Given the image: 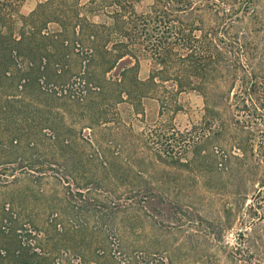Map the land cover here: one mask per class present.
<instances>
[{"label": "rangeland", "instance_id": "1", "mask_svg": "<svg viewBox=\"0 0 264 264\" xmlns=\"http://www.w3.org/2000/svg\"><path fill=\"white\" fill-rule=\"evenodd\" d=\"M37 2L26 0L19 14ZM151 3L136 0L134 9ZM249 8L254 26L238 21L233 36L247 44L248 70L264 83V0ZM95 56L71 42L44 69L16 59L15 77L0 81V264H20L16 257L31 250L48 254V264H264V84L257 120L219 112L225 139L250 134L254 145L250 163L225 161L223 153L237 150L203 141L219 127L201 125L196 92L162 99L163 109L147 98L138 111L107 105L97 90L81 99L72 78ZM150 64L139 57V80ZM243 118L250 122L234 123Z\"/></svg>", "mask_w": 264, "mask_h": 264}, {"label": "trees", "instance_id": "2", "mask_svg": "<svg viewBox=\"0 0 264 264\" xmlns=\"http://www.w3.org/2000/svg\"><path fill=\"white\" fill-rule=\"evenodd\" d=\"M25 1L0 0V81L15 77L18 58L37 59L44 69L49 57H56L69 43L81 41L96 52L95 63L92 65L91 59L72 78L81 99L88 91L97 90L108 97L107 105L129 102L138 111L147 98L157 99L163 109L164 99L196 92L204 105L201 125L206 129L219 127V132L207 134L203 141L214 140L220 147L237 150L223 153L222 160L250 163L254 156L252 135L225 139V120L220 113H233L232 120L238 114L251 113L255 120L261 116L257 105L263 104L256 105L254 99L264 83L248 70L247 44L233 36L238 21L249 19L254 26V10L247 11L257 0H152L142 13L134 9L136 0H87L84 6L80 0H38L29 15L21 16L19 9ZM95 17L100 21L94 22ZM17 21L19 28H15ZM50 24L58 27L54 36L46 31ZM141 56L151 62L145 81L139 80L136 70ZM125 60L132 64L111 77ZM235 82L239 83L237 88ZM236 121L250 122L245 118ZM258 148L264 153V143ZM256 168L251 166V177H256ZM260 188H264L263 182ZM21 256L16 258L22 264L49 262L48 254L32 250Z\"/></svg>", "mask_w": 264, "mask_h": 264}]
</instances>
